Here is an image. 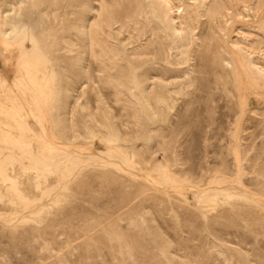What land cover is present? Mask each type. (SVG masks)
Instances as JSON below:
<instances>
[{
  "label": "rangeland",
  "instance_id": "1",
  "mask_svg": "<svg viewBox=\"0 0 264 264\" xmlns=\"http://www.w3.org/2000/svg\"><path fill=\"white\" fill-rule=\"evenodd\" d=\"M1 12L0 264H264V0Z\"/></svg>",
  "mask_w": 264,
  "mask_h": 264
},
{
  "label": "bare ground",
  "instance_id": "2",
  "mask_svg": "<svg viewBox=\"0 0 264 264\" xmlns=\"http://www.w3.org/2000/svg\"><path fill=\"white\" fill-rule=\"evenodd\" d=\"M181 8H182V7H181ZM0 17H2L3 19L6 20L7 17H8V12H1V13H0ZM11 29H12V28H11ZM20 30H21V29H20ZM21 31H22V30H21ZM23 31H25L23 35H26V34H25V33H26V29H23ZM2 32H3V31H2ZM16 32H17V31H16ZM8 33H9V32H8ZM21 33H22V32H21ZM2 34H3V33H2ZM5 34H6V32H5ZM5 34H4V35H5ZM16 35H17V34H16ZM23 35H21V36L23 37ZM5 36H6V35H5ZM17 36H18V35H17ZM17 36H15V37H17ZM7 37H8V36H7ZM9 37H10V36H9ZM9 37H8V39H9ZM11 37H13V36H11ZM11 37H10V38H11ZM15 37H14V38H15ZM18 37H20V36H18ZM2 38H3V37H2ZM5 38H6V37H5ZM5 38H4V39H5ZM6 40H7V39H6ZM17 40H18V39H17ZM17 40H16V41H17ZM19 40H20V39H19ZM7 41H8V40H7ZM31 41H32V40H31ZM22 43H23V42H22ZM24 43H25V42H24ZM13 44H14V43H13ZM29 49H30V48H29ZM21 51H22V50H21ZM20 54H21V53H20ZM24 54H25V53H24ZM19 56H21V55H19ZM24 56H25V55H24ZM21 57H22V56H21ZM25 61H26V59H23V58L18 60V62H19L20 64H22V63L25 62ZM18 62H17V65H18ZM33 66H34V65H33ZM129 74H130V73H129ZM23 75H24V74H23ZM26 75L30 78V76L33 75V74H32L31 71H30V72H26ZM246 75H247V74H246ZM31 77H32V76H31ZM129 81H131V80H129ZM132 83H133V82H132ZM7 85H8V84H7ZM37 86H38V85H37ZM4 132H5V131H4ZM110 149H111V148H110ZM112 149H113V148H112ZM12 181H13V180H12ZM197 196H198V195H197ZM247 197H248V196H247Z\"/></svg>",
  "mask_w": 264,
  "mask_h": 264
}]
</instances>
